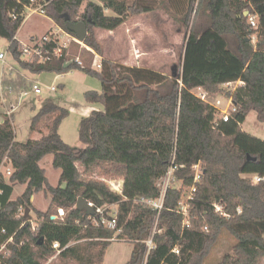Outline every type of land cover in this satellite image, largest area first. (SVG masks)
I'll return each mask as SVG.
<instances>
[{
  "label": "trees",
  "instance_id": "obj_1",
  "mask_svg": "<svg viewBox=\"0 0 264 264\" xmlns=\"http://www.w3.org/2000/svg\"><path fill=\"white\" fill-rule=\"evenodd\" d=\"M84 2L0 0V39L9 40L8 49L19 66L31 73L82 68L102 84V91L84 93L86 101L105 105V110L81 119L84 147L78 151L60 134L69 110L52 98L32 117L31 129L40 132V138L18 141L12 119L0 121V264H43V258L57 252L56 241L68 245L57 254L63 264H103L115 236L134 244L125 264H142L155 214L135 199L157 196L156 182L173 161L182 186L166 194L158 223L161 232L154 237L156 246L147 264H204L224 230L235 243L217 264H259L264 259V139L245 132L242 123L252 110L264 121V0H89L81 11ZM31 5H42L56 25L75 37L67 17L85 22L88 35L83 42L97 52L93 28L116 30L132 16L163 10L187 33L180 73L170 77L106 58L99 70L80 65L76 58L65 69L68 55L24 60L17 32ZM204 6L210 24L198 32L191 26V15ZM251 14L258 16V28L250 25ZM239 80L241 84L226 92L237 112L215 126L216 108L193 90L216 94L223 91L221 85ZM49 154L61 172L57 186L40 165ZM6 157L13 169L10 175L1 168ZM197 163L201 179L188 200L186 219L179 202L194 184L192 167ZM245 174L263 180L254 182ZM107 177L122 179L121 189L114 190ZM17 184L25 188L13 198ZM41 191L52 195L51 203L45 211L36 210L31 221L26 209H33L32 197ZM79 197L95 208L117 204V228L93 224L88 212L77 208ZM60 209L63 215L54 218ZM177 246L180 254L173 252Z\"/></svg>",
  "mask_w": 264,
  "mask_h": 264
},
{
  "label": "rangeland",
  "instance_id": "obj_2",
  "mask_svg": "<svg viewBox=\"0 0 264 264\" xmlns=\"http://www.w3.org/2000/svg\"><path fill=\"white\" fill-rule=\"evenodd\" d=\"M85 0L81 11L86 2ZM132 2V0H127ZM37 8H26L25 19L17 32V38L23 44L32 45L34 38L42 37L46 33L56 31L58 25L42 13L41 10L32 12ZM110 13V11H107ZM139 16L131 20L129 18L125 24L116 30H105L101 28H93L96 40L100 45V51L86 45L83 41H72L70 49L67 51L68 57L71 59L79 58L84 66H91L95 70H99L97 63L103 58L110 59L114 62L132 66L124 63L126 57L129 58L128 45L134 42L137 49L141 48L142 56L136 57L130 55V63H134L140 67H147L159 71L164 75L173 76L174 67L176 73H180L183 60V49L186 38V30L175 21L169 14L163 10H155L153 12L141 13ZM196 16V17H195ZM196 31H201L210 24L209 11L205 6L196 14L194 11L191 15V26ZM258 33L252 36V41L256 44ZM132 39L134 41H132ZM9 40L0 39V53L5 54L4 62L0 61V94L2 95V86L11 87L13 91L4 87L3 97L4 103L0 106V110L11 111L12 124L15 131V139L25 142L30 138H37L42 135L40 132L31 129L32 117L39 111L42 102L45 99L52 98L61 106L69 110V115L63 120L60 127V134L65 142H67L75 151L84 147L79 139L80 122L83 117H87L96 110H105L102 103L87 102L84 93L89 90L102 91V84L97 77L88 75L82 68H73L63 73L42 72L31 73L19 66V62L9 51ZM129 45V46H131ZM134 45V46H135ZM22 59L28 60L30 55L24 53ZM70 60V59H69ZM140 62V63H139ZM37 83L41 89V93L32 90V84ZM56 86L55 91H51L48 87ZM223 91L210 94L209 98L214 101L232 90L234 85H221ZM22 90L26 94L23 95ZM198 92V91H197ZM224 105V104H223ZM245 132L264 139V121H260L257 114L252 110L242 123ZM44 133H46L44 131ZM41 166L46 169V175L49 182L57 186L60 179V170L56 169L52 164V155H47L42 161ZM5 166L2 167L4 169ZM98 175L95 170L94 176ZM244 176L255 175L245 174ZM101 178H106L99 176ZM108 179V177H107ZM109 185L119 191L122 185V179H108ZM24 185L17 184L13 193V198L19 195ZM33 209L30 208L29 216L31 221L36 218V210H47L51 203L52 195L46 191L35 194ZM106 206V205H105ZM113 210V208L111 209ZM64 213V212H63ZM63 214L58 211L53 215L54 218L61 217ZM235 238L227 232L223 231L217 244L211 250L204 264H217L222 257L232 252ZM133 243L128 240H115L106 251L103 264H125L132 255ZM55 255L42 259L43 264H63ZM39 256V254H38ZM259 264H264V259Z\"/></svg>",
  "mask_w": 264,
  "mask_h": 264
},
{
  "label": "built area",
  "instance_id": "obj_3",
  "mask_svg": "<svg viewBox=\"0 0 264 264\" xmlns=\"http://www.w3.org/2000/svg\"><path fill=\"white\" fill-rule=\"evenodd\" d=\"M34 5L28 6L27 8H32ZM41 10L42 13L45 14L43 10L42 5H38L37 8L32 9V12H36ZM250 25L253 28H258V16L255 14H251L248 19ZM72 41H80L77 37L73 36L66 30H64L61 27H57L56 31H51L49 33H46L42 37H36L34 38V43L32 45H27L23 44L24 47V52L30 55V58L38 57L40 60H51L53 58H62L65 55H68L67 51L70 49V46L72 44ZM138 54V53H136ZM136 57H139V55H136ZM5 60V54L0 53V61L4 62ZM77 62L84 66L83 62L77 58ZM101 60L100 62L97 63L98 69L101 68ZM228 86L234 85V90L239 84H241V81H234V82H229L225 83ZM4 85L2 86V92L3 94L1 95L2 98V104L4 103L5 98L3 97L4 95ZM7 88V87H5ZM11 91L12 88L9 86L8 87ZM7 88V89H8ZM51 91H55L57 88L56 86L48 87ZM32 90L35 91L36 93H41L42 89L41 87L37 84L34 83L32 84ZM198 91V92H197ZM193 92L202 100L210 103L216 108L215 112V119H214V125L219 126L221 122H228L230 119L234 117L235 112L238 110V106L233 102V99L229 95H223L219 98H216L214 101H211L209 96L210 94L206 91H204L202 88H197L193 90ZM23 95L26 94L25 90H22ZM6 103V100H5ZM1 104V105H2ZM224 104V105H223ZM0 105V106H1ZM13 110V107H11V110H0V121L3 122L5 117L8 116L11 118L12 113L11 111ZM8 158L6 157L2 163V166H5L4 169H2L5 174L10 175L13 171L12 166L7 165ZM10 163V162H9ZM178 169V166L174 164V161L172 164L169 166L167 171L165 172L164 175L158 178L156 182V186L159 189V194L155 197H145L141 196L135 199V202L144 204L145 206H148L151 208V210L155 214V221L154 225L151 229V232L144 240L146 244V250L144 254V259L142 264H147L150 252L152 249L155 248V235L159 232H161V229L158 228V223H159V218L160 214L164 208V202L166 198V194L170 188L173 187H178L180 188L182 186V181L177 178L176 175V170ZM192 169L194 170V184L187 189V194L184 197L183 200L179 202V211L185 216V218H188L189 215V204L188 200H191L193 198V194L196 190V183L199 182L201 179V173H202V168L201 164L197 163L195 164ZM254 182H259L263 180V177L261 176H254L253 177ZM93 204V203H92ZM94 205V204H93ZM117 204H112V205H104L101 207L95 208V213L93 215H90L91 222L95 225H102L105 226L109 229H116L118 225V212L119 208L114 207ZM118 206V205H117ZM113 208V210H111ZM217 210H221V207L219 205H216ZM61 214H63V209L59 210ZM114 240H124L122 238L114 237ZM12 240V238H10ZM68 246V245H67ZM67 246L61 247L60 244L56 241L53 243V248L57 250V253H59L62 249L66 248ZM173 252L176 254H180L181 250L177 246L173 249Z\"/></svg>",
  "mask_w": 264,
  "mask_h": 264
},
{
  "label": "water",
  "instance_id": "obj_4",
  "mask_svg": "<svg viewBox=\"0 0 264 264\" xmlns=\"http://www.w3.org/2000/svg\"><path fill=\"white\" fill-rule=\"evenodd\" d=\"M67 27L71 32H74L77 36V38L82 42L85 40V38L88 35V27L87 24L83 21H78V22H73L70 20L69 17H67ZM75 62V59H70L67 60L64 63V68L68 69L70 68ZM177 76L176 73V67H174V71H173V77ZM248 158H250V156L248 155ZM77 208L79 210H83L85 209L89 215H93L95 213V207L94 205L89 202L87 199H85L84 197H79L78 199V203H77ZM29 211L30 208L28 207L26 209V215L29 216ZM54 217V216H53Z\"/></svg>",
  "mask_w": 264,
  "mask_h": 264
},
{
  "label": "crops",
  "instance_id": "obj_5",
  "mask_svg": "<svg viewBox=\"0 0 264 264\" xmlns=\"http://www.w3.org/2000/svg\"><path fill=\"white\" fill-rule=\"evenodd\" d=\"M137 16H139V15H135V17H137ZM135 17H133V18H131V20L132 19H134ZM130 20V19H129ZM123 24H125V23H123ZM122 24V25H123ZM120 28V27H119ZM118 29V28H117ZM132 41H134L133 39H132ZM129 45H131V44H129ZM128 45V52H129V54H128V56H129V58L128 57H126V59L124 60V63H126V64H128V65H132V66H134V65H137V64H134V63H130V55L132 54V55H134L135 56V59H136V55H140V56H142L143 55V53L141 52V48H139V49H137V47H136V45L134 44V42L132 43V45L131 46H129ZM135 45V46H134ZM184 45H185V43H184ZM184 50V49H183ZM136 53H138V54H136ZM139 56V57H140ZM140 63V62H139ZM139 66V65H138ZM42 135H40L39 137H37V138H40ZM52 162H53V155H52ZM41 163V162H40ZM7 165L8 166H10V163L9 162H7ZM41 165V164H40ZM46 170V169H45ZM24 190V189H23ZM23 192V191H22ZM21 192V193H22ZM20 193V194H21ZM19 194V195H20ZM18 196V195H17ZM16 196V197H17ZM14 197V196H13ZM15 197V198H16ZM34 199H36L35 198V194L33 195V197H32V201L34 202ZM114 207H118L117 205H115ZM39 209V208H38ZM39 210H42V209H39ZM45 211V210H44ZM117 241V240H116Z\"/></svg>",
  "mask_w": 264,
  "mask_h": 264
}]
</instances>
